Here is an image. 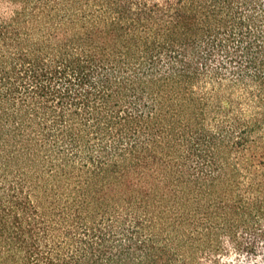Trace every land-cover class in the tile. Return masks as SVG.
Here are the masks:
<instances>
[{"label":"trees","instance_id":"obj_1","mask_svg":"<svg viewBox=\"0 0 264 264\" xmlns=\"http://www.w3.org/2000/svg\"><path fill=\"white\" fill-rule=\"evenodd\" d=\"M0 264H264V0H0Z\"/></svg>","mask_w":264,"mask_h":264}]
</instances>
